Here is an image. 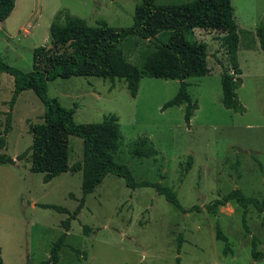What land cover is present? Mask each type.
Masks as SVG:
<instances>
[{
	"label": "rangeland",
	"instance_id": "374dc122",
	"mask_svg": "<svg viewBox=\"0 0 264 264\" xmlns=\"http://www.w3.org/2000/svg\"><path fill=\"white\" fill-rule=\"evenodd\" d=\"M141 0H15L9 17L0 21V57L28 72L33 50L51 48L49 27L59 11L85 19L89 25L104 20L112 27L133 22ZM190 0H155L156 5ZM238 27L237 61L242 84L237 96L245 110L233 112L221 101L220 75L230 69L221 46L222 33L195 29L197 41L207 45L209 73L190 77L188 93L196 101L190 125L184 121L186 103L162 109L178 92L176 79L142 77L132 97L122 78L57 77L47 94L61 106L74 109L77 123L100 122L104 115L118 119L121 139L113 160L125 164L135 181H150L172 188L181 212L152 187L134 190L107 174L84 206L59 250L57 264H264L253 260L252 249L264 253V211L249 206L246 225L243 208L230 201L213 212L205 208L216 198L239 188L246 196L264 197V50L255 29L264 20V0H231ZM146 41L130 38L120 44L128 62L138 65ZM60 50V49H59ZM14 88L13 77L0 72V129L3 128ZM44 106L33 90L19 94L11 111V128L3 150L16 159L0 164V247L4 264H39L64 233L68 213L82 197L81 172L59 174L49 182L43 173L30 171L32 135L29 126L42 122ZM146 138L155 153L132 157L133 142ZM22 152L24 157L18 158ZM82 139L69 136V165L82 160ZM190 164L187 168L188 158ZM86 227L88 231H86ZM217 227L228 246L216 235ZM178 237L182 243L176 248Z\"/></svg>",
	"mask_w": 264,
	"mask_h": 264
},
{
	"label": "trees",
	"instance_id": "16d2710c",
	"mask_svg": "<svg viewBox=\"0 0 264 264\" xmlns=\"http://www.w3.org/2000/svg\"><path fill=\"white\" fill-rule=\"evenodd\" d=\"M14 7L15 0H0L1 22L9 17ZM132 19V24L127 27H112L104 20L89 25L85 19L71 15L67 10L59 11L49 27L51 48L40 46L33 50L31 71L23 72L6 64L0 57V72L11 75L14 80L8 112L3 128L0 129V164H15L16 159L3 151L6 147V135L11 128V111L19 94L31 89L43 104L44 113L42 122L29 126V133L32 135L29 146L30 171L43 173L44 182H49L62 173L81 172L82 197L73 212L69 213L60 206L41 205L68 213V217L62 222L64 233L51 246L49 257L39 264H57L59 250L70 229L71 220L77 218L84 206L85 197L94 192L109 173L122 178L132 190L140 187L154 188L157 194L183 213L200 210L196 205L183 208L176 192L170 187L146 180L135 181L128 166L116 163L111 155L117 150L121 139L117 117L108 114L96 123L75 122L74 109L65 108L57 99L48 96L49 81L57 77L73 76L122 78L129 94L135 97L142 77L176 79L180 82L178 92L163 104L162 109L185 102L184 121L189 126L198 104L188 93L189 84L185 80L209 73L207 45L196 40L194 31L215 30L222 33L219 39L230 63V69L223 68L220 75V101L226 109L233 112L245 110L237 96L242 79L236 56L238 27L231 0H190L162 5H156L155 0H141L134 8ZM255 34L264 50V20L256 27ZM130 38L146 41L139 52L138 65L128 62L120 48V44ZM69 136L81 138L83 145L82 160L72 165H69L68 158ZM25 153L22 152L18 158L24 157ZM154 153L155 150L148 145L146 138L140 137L133 142L132 157H146ZM189 160L190 157L187 168ZM230 201L243 208L241 221L246 231L247 208L253 206L259 212L264 211V197L258 199L246 196L239 188L214 199L205 208L208 212H213L216 207L224 206ZM216 235L227 247V237L218 227ZM181 243L182 240L178 237L177 254L180 253ZM252 258L261 260L264 253L253 248ZM0 264H4L1 247ZM175 264H180L179 257H176Z\"/></svg>",
	"mask_w": 264,
	"mask_h": 264
}]
</instances>
